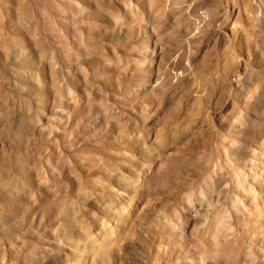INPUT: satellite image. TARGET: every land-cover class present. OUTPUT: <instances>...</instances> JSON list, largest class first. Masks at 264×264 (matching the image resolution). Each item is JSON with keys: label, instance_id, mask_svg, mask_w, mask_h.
Returning <instances> with one entry per match:
<instances>
[{"label": "rangeland", "instance_id": "1", "mask_svg": "<svg viewBox=\"0 0 264 264\" xmlns=\"http://www.w3.org/2000/svg\"><path fill=\"white\" fill-rule=\"evenodd\" d=\"M0 264H264V0H0Z\"/></svg>", "mask_w": 264, "mask_h": 264}]
</instances>
